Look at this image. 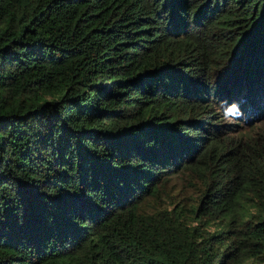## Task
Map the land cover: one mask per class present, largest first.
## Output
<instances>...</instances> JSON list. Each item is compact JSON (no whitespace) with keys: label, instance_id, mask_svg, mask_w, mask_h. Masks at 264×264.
Masks as SVG:
<instances>
[{"label":"trees","instance_id":"16d2710c","mask_svg":"<svg viewBox=\"0 0 264 264\" xmlns=\"http://www.w3.org/2000/svg\"><path fill=\"white\" fill-rule=\"evenodd\" d=\"M0 264H264V0H0Z\"/></svg>","mask_w":264,"mask_h":264},{"label":"clouds","instance_id":"9594fccd","mask_svg":"<svg viewBox=\"0 0 264 264\" xmlns=\"http://www.w3.org/2000/svg\"><path fill=\"white\" fill-rule=\"evenodd\" d=\"M228 123H234L236 124V127H239L241 129H249L251 127L260 125L259 121L253 118L249 120L241 118L240 120V114H237V113L231 114V116L229 117Z\"/></svg>","mask_w":264,"mask_h":264}]
</instances>
